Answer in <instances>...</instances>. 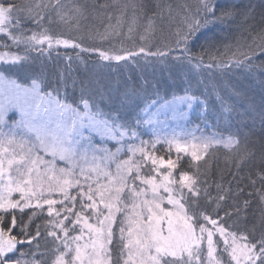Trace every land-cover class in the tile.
Segmentation results:
<instances>
[{
    "label": "rangeland",
    "instance_id": "1",
    "mask_svg": "<svg viewBox=\"0 0 264 264\" xmlns=\"http://www.w3.org/2000/svg\"><path fill=\"white\" fill-rule=\"evenodd\" d=\"M52 1L0 5V37L4 36L0 38V209L20 205L16 204L15 196L21 195L16 201L20 200L23 209L43 208L47 204L51 213L54 201H67L69 188L81 182L97 196V220L79 219L80 234L91 244L80 246L73 259L57 264H108L110 229L123 209L126 263L167 264L165 260H174L173 264H181L188 258L184 262L189 264L200 255L203 246L209 260L207 249L212 240L207 234L200 237V231L177 195L179 188L172 187L175 182L172 162L162 159L158 162L150 152L154 144H164L167 149L174 148L176 156L188 155L199 160L212 146L234 143L231 136L214 128L212 124H219L221 115L212 114L213 108L207 105L212 123L203 102L209 92H214L212 85L213 79L219 78L215 74L218 67L214 63L200 65V68L190 64V77L187 75L185 83L182 82L183 90L175 89V94L167 99L158 98L163 90L162 78L159 79L163 71L156 61L160 60L159 55L155 57L145 50L114 54L78 46L84 52L98 54L101 59L82 67V80L93 103L123 120L135 114L139 117L135 119L145 128L143 137L136 131L130 134L121 124L98 115L89 102L75 107L66 101V95L62 99L59 94L45 89V81H48L45 80L48 70L45 63L49 61L56 73L65 75L71 61L69 50L77 45L70 38L36 39L23 34L31 26L29 22H39L43 9ZM93 7L80 0H63L47 17L58 31L69 36L75 34L83 41L107 40L108 34L119 36L126 20H129V30L124 38L139 32L143 39L153 32L165 33L163 21H148L142 12H134L137 8L133 0L110 9ZM171 29L167 28L168 34ZM5 40L8 41L4 48ZM17 42H22L33 57L26 60L11 48ZM61 48L66 50L63 55L67 57L61 55ZM139 56L154 58L150 65L142 63L145 66H142V75L147 77L151 89H135L132 80L135 77L128 71L119 75L115 84L102 66L108 62L137 64ZM184 67L179 65L175 69L182 75L188 70ZM193 77L197 81L193 82L194 79L191 84ZM219 81L224 86V95H219L220 100H217L226 107L225 101L230 102L239 87L232 76ZM239 82L243 80L238 78L237 85ZM228 115L226 111L225 119ZM148 161L159 174L157 178H143L139 166ZM121 223L124 224V219ZM21 243L0 222V264H36L23 254L26 248L17 250ZM243 252L245 248L241 245H235L231 251Z\"/></svg>",
    "mask_w": 264,
    "mask_h": 264
},
{
    "label": "trees",
    "instance_id": "2",
    "mask_svg": "<svg viewBox=\"0 0 264 264\" xmlns=\"http://www.w3.org/2000/svg\"><path fill=\"white\" fill-rule=\"evenodd\" d=\"M28 1L0 0V5L20 6ZM129 1L80 0L88 7L96 6L98 9H110ZM133 1L137 8L134 12H142L148 21H163L161 23L166 29L164 34L153 32L143 39L139 32L133 37L124 38L129 30V20H126L119 36L108 34L107 40L83 41L75 34L69 36L58 31L57 26L47 17L52 8L59 6L63 0H53L46 6L37 24L29 22L31 26L23 33L28 38L29 35L36 39L62 37L70 38L77 44L69 50L71 61L65 75L56 73L49 61L45 63L48 69L45 89L59 94L58 97L62 99L66 95V101L75 107L89 102L91 109L98 115L121 124L130 134L136 131L138 136L143 137L145 128L137 124V114L123 120L118 114L107 113L93 103L82 80V67L96 64L101 59L98 54L84 52L78 46L114 54L145 50L155 57L159 55L160 60L156 61L163 71L159 78H162L163 90L157 97L165 99L175 94V89L183 90L182 82L185 83V77L189 76L190 64H197L200 68V65L203 67L214 63L218 67L219 71H215V74L219 78L213 79L214 92H209L203 100L205 111L212 123L214 112L221 115L220 123L212 125L218 132L231 136L234 143L231 146H212L199 160L188 155L176 156L174 148L167 149L164 144H154L150 153L158 162L160 159L172 162L171 169L175 178L172 187L179 188L177 195L187 215L192 218V223L200 231V237L207 234L212 240L207 249L210 259L205 257L203 246L200 255L189 264H264V0ZM170 27L171 34H168L167 28ZM147 40L151 41L147 43ZM7 41L2 43L4 48ZM15 45L11 48L21 53L23 58L27 60L33 57L30 50L24 49L22 42ZM61 50L63 55L66 50ZM136 59L137 64L108 62L102 66L115 84L118 76L128 71L129 75L135 77L132 79L135 89H151L146 82L147 77L142 75V66L150 65L154 58L139 56ZM179 65L188 69L182 75L175 69ZM221 71L223 74L220 75ZM225 76L235 78L236 86L239 87L231 101H225L226 107L218 101V96L224 95V86L219 80ZM238 78L243 80L239 85ZM202 79L205 80V76ZM192 81H197L196 77L190 79V83L194 84ZM207 105L213 108L212 114L207 110ZM226 111L229 114L227 119ZM151 165L148 161L139 166L144 179L158 177L155 167L153 169ZM69 190L68 200L54 201L51 213L47 204L43 208L29 206L23 209L20 200L16 201V197L21 195L15 196L16 204L20 205L9 210L0 209L3 228L10 230L17 240L22 241L17 250L26 248L23 254L36 264L68 261L69 258L73 259V254H76L80 246L88 247L91 244L80 234L79 219L85 218L90 222L97 220V196L81 182ZM118 215L110 229L107 262L129 264L125 262L127 236L124 231L125 216H122L125 215L124 209ZM121 219H124V224ZM235 245L243 246L245 252L231 253ZM186 259L181 264H185ZM173 261L165 260V263L173 264Z\"/></svg>",
    "mask_w": 264,
    "mask_h": 264
}]
</instances>
